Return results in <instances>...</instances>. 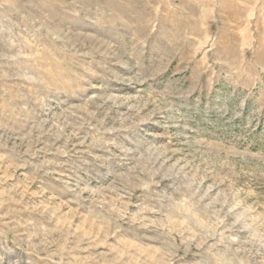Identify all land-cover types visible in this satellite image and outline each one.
<instances>
[{"label": "rangeland", "instance_id": "1", "mask_svg": "<svg viewBox=\"0 0 264 264\" xmlns=\"http://www.w3.org/2000/svg\"><path fill=\"white\" fill-rule=\"evenodd\" d=\"M0 264H264V0H0Z\"/></svg>", "mask_w": 264, "mask_h": 264}]
</instances>
